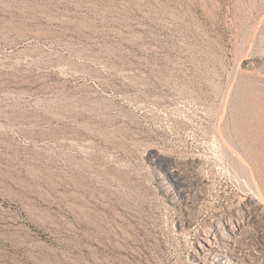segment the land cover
Wrapping results in <instances>:
<instances>
[{
	"label": "rangeland",
	"instance_id": "rangeland-1",
	"mask_svg": "<svg viewBox=\"0 0 264 264\" xmlns=\"http://www.w3.org/2000/svg\"><path fill=\"white\" fill-rule=\"evenodd\" d=\"M0 218V264H225L236 220L264 264V0H0Z\"/></svg>",
	"mask_w": 264,
	"mask_h": 264
},
{
	"label": "bare ground",
	"instance_id": "bare-ground-1",
	"mask_svg": "<svg viewBox=\"0 0 264 264\" xmlns=\"http://www.w3.org/2000/svg\"><path fill=\"white\" fill-rule=\"evenodd\" d=\"M234 158L236 157L234 156ZM252 209L255 211L254 207ZM6 221L10 223L6 224L5 226L16 230L17 233L13 234L16 235V237L20 240V244H25L29 240V237L24 232L25 226L22 224H17L16 219L7 220L6 218ZM219 226L217 227L216 231L214 230L216 232L215 234L212 233V235H208L204 234L205 231L203 232L199 243L200 251L205 255H211L213 257L219 256V263L240 264L243 259L247 258L249 255L248 253L246 254L243 242L240 238V233L242 232V224L240 223V220H236L235 223L226 222L222 228H219Z\"/></svg>",
	"mask_w": 264,
	"mask_h": 264
}]
</instances>
